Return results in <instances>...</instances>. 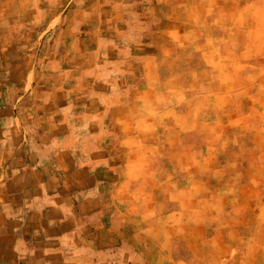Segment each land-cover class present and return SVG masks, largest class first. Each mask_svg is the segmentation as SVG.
<instances>
[{
	"label": "rangeland",
	"instance_id": "obj_1",
	"mask_svg": "<svg viewBox=\"0 0 264 264\" xmlns=\"http://www.w3.org/2000/svg\"><path fill=\"white\" fill-rule=\"evenodd\" d=\"M140 1L143 9L132 8L131 0H0V108L18 129L30 127L33 119L21 120L26 104L41 101L49 82H61L49 74L61 71L62 60L64 67L72 65L66 61L73 38H85L89 84L94 69L127 58L119 54L126 41L122 23L135 18L142 32L139 16L153 21V30L158 17L174 18L189 34L184 23L197 24L201 36L177 60L172 98L180 111L172 113L177 103L161 109L162 124L173 120L182 133L178 143L161 137V168L153 175H161V185H153L142 201L129 200L132 190L119 185L125 198L116 204L125 219L145 206L149 221L159 223L147 239L159 242L154 250L160 258L141 246L160 260L149 264H264V0ZM205 39L211 55L204 56ZM197 46L199 54L191 55ZM221 47L229 53L217 54ZM207 64L211 68L204 71ZM6 145L2 178L28 176L32 153ZM124 169L118 165L115 171L122 176ZM62 181L67 195V179Z\"/></svg>",
	"mask_w": 264,
	"mask_h": 264
},
{
	"label": "crops",
	"instance_id": "obj_2",
	"mask_svg": "<svg viewBox=\"0 0 264 264\" xmlns=\"http://www.w3.org/2000/svg\"><path fill=\"white\" fill-rule=\"evenodd\" d=\"M142 3L131 0V7L143 9ZM158 18L153 30V21L139 16L142 32L136 31L135 18L122 23L126 41L119 44V54L127 58L120 57L107 70L94 69L98 71H93L89 84L85 38L69 41L67 56L72 58L66 62L72 65L64 67L62 60L61 71L49 74L61 82H49L41 101L26 104L21 115V120L33 119L30 127L18 129L6 108H0V264L160 262L161 253L154 250L159 242L147 239L151 230H160L159 223L149 221L145 206L125 219L116 204L125 198L119 185L132 190L127 194L131 201L148 199L149 189L161 185V175L153 177L154 169L161 168V137L178 143L182 134L173 120L162 124L161 109L177 103L172 98L178 89L177 60L201 31L197 24L184 23L189 34L177 19ZM205 41L204 56L213 54L210 40ZM228 53L221 47L217 54ZM205 66L204 71L211 68ZM62 78L67 80L62 83ZM180 86L185 87V81ZM177 105H172V113L180 111ZM17 106L20 112L22 103ZM32 106L35 111L27 115ZM6 143L32 153L28 176L2 178ZM118 165L125 166L124 177L117 175ZM64 177L67 195L61 187ZM141 246L158 258L147 256Z\"/></svg>",
	"mask_w": 264,
	"mask_h": 264
}]
</instances>
